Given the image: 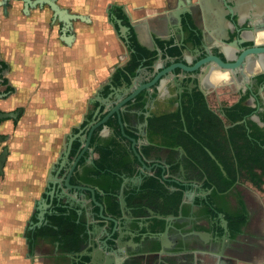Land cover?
<instances>
[{"label": "flooded vegetation", "instance_id": "obj_1", "mask_svg": "<svg viewBox=\"0 0 264 264\" xmlns=\"http://www.w3.org/2000/svg\"><path fill=\"white\" fill-rule=\"evenodd\" d=\"M54 1L90 18L73 20L74 39L77 23L94 22ZM32 2L28 12L24 0L0 5V20L46 11L63 28L48 3ZM129 6L112 1L105 10L124 53L110 82L120 97L98 95L104 115L98 106L69 137L70 154L50 180L64 188L71 174L73 189L68 198L56 188L58 202L36 228L53 225L72 264L90 256L98 264H264V51L236 68L207 59L235 62L264 47V0L140 1L136 15ZM137 90L122 106L125 134L113 115L88 139L114 105H105L109 96L120 102Z\"/></svg>", "mask_w": 264, "mask_h": 264}, {"label": "crops", "instance_id": "obj_2", "mask_svg": "<svg viewBox=\"0 0 264 264\" xmlns=\"http://www.w3.org/2000/svg\"><path fill=\"white\" fill-rule=\"evenodd\" d=\"M61 1L94 21L77 23L71 44L61 39L62 28L49 21L46 11L30 16L12 11L0 20V93H7L0 111H19L17 118L0 122V134L8 137L0 152L4 146L9 151L0 175V264L73 263L71 254L61 250L53 225L40 234L32 221L38 222L41 211L48 213L49 205L41 201H51L45 192L56 186L50 179L69 137L96 117L98 106L99 116L104 115L107 108L98 95L111 92L113 74L125 62L107 19L108 3L123 1L136 15L135 3L158 2Z\"/></svg>", "mask_w": 264, "mask_h": 264}, {"label": "water", "instance_id": "obj_3", "mask_svg": "<svg viewBox=\"0 0 264 264\" xmlns=\"http://www.w3.org/2000/svg\"><path fill=\"white\" fill-rule=\"evenodd\" d=\"M25 1V8H26V11L28 12L29 11V8L31 6V8H34V5H35V2H32V0H24ZM39 3L41 6L44 5V3H48L52 9V11H54V16H58L59 15V20L60 22H62L63 24V28H62V40L66 42V44H71L72 41L74 40V36H75V33H74V25H73V20H82V21H90V18L87 16V15H84V14H81V13H70L68 12L67 10L65 9H61L56 3L54 0H39ZM9 3V0H1L0 1V5L1 6H4L5 8L8 6ZM229 6V5H228ZM180 13H178V15L180 16ZM113 25L114 23L111 22ZM264 51V47H254V48H250V49H246L244 50L241 55L237 58V60L235 62H225L223 61L221 58L217 57V56H214V55H210L207 59H213L215 60L216 62H218L221 66L225 67V68H236L240 65H242L244 63V58L247 56V54L249 53H259V52H262ZM182 67L184 68H188L186 65L182 64L181 65ZM1 67V66H0ZM190 68V67H189ZM190 70H193L190 68ZM2 74L0 73V83L2 82ZM156 81V80H155ZM155 81L151 82V83H148L144 86H141V88L139 89V91L142 89H145V88H148L150 87L151 85H154ZM112 89L115 91L117 90V93H116V97L119 98L120 95H119V90L117 87L115 86H112ZM138 93V90L130 95L127 99L123 100V101H118V102H112V98L114 95L112 96H109L108 100L106 101L105 105H109V103H114L113 107H110L108 113L105 115V117L103 119H101L95 126L92 127V130L90 132V135H89V138L91 137L92 135V132L94 131V129L100 125H103L105 124L108 119L113 116V115H117L122 127H123V123H122V111L124 110L122 108V106L129 100L133 99L136 94ZM7 95V93H4V94H1L0 93V99L4 98L5 96ZM19 115V111H11V112H5V111H0V122L3 120V119H6V118H17ZM123 132H124V127H123ZM125 134V132H124ZM7 136H4V135H1L0 134V147L2 145V143L7 140ZM72 142H73V138H69V140L67 141L66 143V147L63 151V154H62V161L60 162V164L63 166L64 165V162L65 160L67 159V157L69 156L70 154V151H71V148H72ZM89 144V141L87 143V145ZM134 150L136 152V154L138 156H140V153L138 152V150L136 149V147H134ZM8 147L4 146L2 151L0 152V175L3 174L4 172V165H5V162H6V158H7V155H8ZM85 152V148L83 149L81 155L79 156V158L83 155V153ZM76 164V163H75ZM75 166V165H74ZM74 168V167H73ZM73 170V169H72ZM70 176L71 174L69 175V177L67 178L66 180V184L64 186V188H62L61 186H59V189H61L62 193L63 194V197H68L70 196V189L72 190L73 189V186L70 184ZM56 186H52L50 191H46L45 193L49 195V197H51V201L50 203H46V199H42L41 201V204L45 203V204H48L49 207L50 206H53V199L55 196H57L56 194ZM68 189L69 191H65V189ZM77 189H81V187H77ZM93 192V196H94V190L92 189H89ZM61 199L62 198H59V202H61ZM72 199V198H71ZM74 200V199H73ZM101 205V204H100ZM72 206V201H66L63 203V207L66 208V207H71ZM102 207V206H101ZM48 222V220L45 218V214L44 212H40L39 214V217H38V222H34L32 221V227L35 229L36 227L40 226L43 222ZM90 264H98V262L100 261H97L96 258L90 256Z\"/></svg>", "mask_w": 264, "mask_h": 264}, {"label": "trees", "instance_id": "obj_4", "mask_svg": "<svg viewBox=\"0 0 264 264\" xmlns=\"http://www.w3.org/2000/svg\"><path fill=\"white\" fill-rule=\"evenodd\" d=\"M117 76H118V75H117ZM118 80H119V79L117 78V81H118ZM9 89H10V88H9ZM113 123H114V122L112 121L111 124H113ZM114 124L118 127L117 129H119V125H118L117 121H116ZM54 218H55V217H54ZM56 218H58V216H57ZM56 218H55V221L57 220ZM62 218H63V217H61V219H62ZM59 219H60V218H59Z\"/></svg>", "mask_w": 264, "mask_h": 264}]
</instances>
